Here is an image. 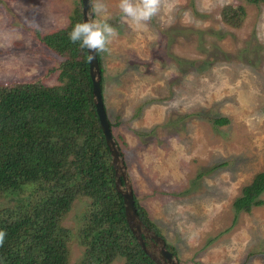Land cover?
<instances>
[{
  "label": "rangeland",
  "instance_id": "obj_1",
  "mask_svg": "<svg viewBox=\"0 0 264 264\" xmlns=\"http://www.w3.org/2000/svg\"><path fill=\"white\" fill-rule=\"evenodd\" d=\"M78 1L0 0V84L57 83L61 58L36 32L65 27ZM103 2L117 35L101 54L102 96L107 117L119 121L112 135L128 187L179 264H264V192L250 213L232 205L264 173V6L160 0L147 27L133 29L119 0ZM226 5L245 9L241 28L222 22ZM89 204L75 200L62 225L74 232ZM69 251L77 264L75 238Z\"/></svg>",
  "mask_w": 264,
  "mask_h": 264
},
{
  "label": "trees",
  "instance_id": "obj_2",
  "mask_svg": "<svg viewBox=\"0 0 264 264\" xmlns=\"http://www.w3.org/2000/svg\"><path fill=\"white\" fill-rule=\"evenodd\" d=\"M242 1L264 6V0ZM80 3L65 27L48 34L36 32L38 40L61 58L52 69L57 83L0 84V200L8 201L7 208L0 209V231L4 232L0 264H69L73 238L83 247L77 264H155L141 250L125 220L92 101L86 49L68 38L73 25L81 22ZM220 14L222 22L234 29L241 28L246 15L240 5H226ZM101 54L97 52L103 92ZM108 121L113 134L119 121ZM227 122L213 120L216 126ZM120 152L123 156L121 148ZM263 192L264 173H259L233 201L234 210L250 213L262 206ZM81 197L90 204L73 232L62 221ZM133 199L142 223L176 255L134 194Z\"/></svg>",
  "mask_w": 264,
  "mask_h": 264
},
{
  "label": "water",
  "instance_id": "obj_3",
  "mask_svg": "<svg viewBox=\"0 0 264 264\" xmlns=\"http://www.w3.org/2000/svg\"><path fill=\"white\" fill-rule=\"evenodd\" d=\"M92 17L93 11L91 1L81 0V22L86 20L92 21ZM88 67L92 83V101L106 146L108 147L110 153L111 164L114 170L115 188L123 200L127 226L141 250L155 264H179L175 256L166 248L164 240L147 228L137 215L136 207L134 205L133 192L127 185L128 180L126 166L121 152L111 133L108 117L104 108L102 90L100 86V69L97 52L94 54L93 59H88Z\"/></svg>",
  "mask_w": 264,
  "mask_h": 264
},
{
  "label": "clouds",
  "instance_id": "obj_4",
  "mask_svg": "<svg viewBox=\"0 0 264 264\" xmlns=\"http://www.w3.org/2000/svg\"><path fill=\"white\" fill-rule=\"evenodd\" d=\"M159 2L160 0H119L118 8L122 13L121 18L130 27L141 29L147 27L146 22L157 14ZM93 13L103 19L75 23L68 33L71 42L78 43L80 48L87 50L89 60L94 58L96 52H108V44L117 35L116 29L107 22L109 13L103 0H96ZM3 238L4 232L0 231V242Z\"/></svg>",
  "mask_w": 264,
  "mask_h": 264
}]
</instances>
